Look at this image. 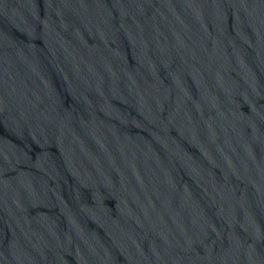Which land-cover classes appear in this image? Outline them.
<instances>
[{
  "label": "water",
  "instance_id": "1",
  "mask_svg": "<svg viewBox=\"0 0 264 264\" xmlns=\"http://www.w3.org/2000/svg\"><path fill=\"white\" fill-rule=\"evenodd\" d=\"M0 264H264V0H0Z\"/></svg>",
  "mask_w": 264,
  "mask_h": 264
}]
</instances>
